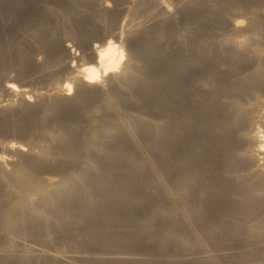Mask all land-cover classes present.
I'll return each mask as SVG.
<instances>
[{"label":"bare ground","instance_id":"obj_1","mask_svg":"<svg viewBox=\"0 0 264 264\" xmlns=\"http://www.w3.org/2000/svg\"><path fill=\"white\" fill-rule=\"evenodd\" d=\"M6 2L59 82L0 150V264H264V0Z\"/></svg>","mask_w":264,"mask_h":264},{"label":"rangeland","instance_id":"obj_2","mask_svg":"<svg viewBox=\"0 0 264 264\" xmlns=\"http://www.w3.org/2000/svg\"><path fill=\"white\" fill-rule=\"evenodd\" d=\"M6 1L7 0H2V1L0 0V101L3 102L6 105L9 103L11 106L8 104L9 107L7 108V110L6 109L5 110L4 109H0V142H2L0 144L2 145L1 148H3V149L5 148V152L2 149H0L2 151V152L1 151L0 152L3 155H5L6 153L9 152V151L6 152L8 150L7 147H5L7 144L9 145V144H12V143L15 142V144L17 143V144H23V145H26L27 146L28 143L31 140H35V141H37L39 143H42L41 138H38V137H40L39 130H41L44 127V124H41V126H40V121H38V120H40L39 119L40 116L38 117L37 115H39L41 112H42L41 115L43 114V111H44L43 110L44 109L43 105H45V103H46L45 100L47 99V94H48V91H49L48 89L50 88L51 85L54 84V82H56V83L59 82L58 78L56 79L57 81L56 80L55 81L54 80H51L52 82L49 81V77H47L46 74L44 73V71L42 70L43 67H41V65L38 63V56H39V53H40L39 52V50H40L39 47H40V43H41V38L46 37L51 32H47L46 31V33H47V35L45 34L46 36L43 33L41 34V32H40V34H38L39 31L37 32V30H36V28L34 26L25 25V24H23V22H19V21L17 22V17H16L17 16L16 15L17 14L16 13L17 7L16 8H13V9L11 8V10H10V8H6L5 9L6 3H7ZM107 1L110 3V8L112 9V7L114 6L113 3H111L112 0H107ZM192 1L193 0H190V3ZM190 3H188V4H190ZM178 6L180 8H182L181 7L182 5L179 4ZM10 11H12L13 13L10 12ZM179 12L181 13V10H179ZM179 16H182V14L179 15ZM22 24L24 26H28L30 28L24 27L25 29L23 28L24 29L23 30L22 29V26H23ZM18 25H20V26L17 28ZM33 30H35L37 33L35 31L33 32ZM60 31H62V32H60ZM63 32H64L63 30H56L53 33V34H55L54 36H56V34H57V36H59V35L62 36L63 35L61 37V39H59V41L61 40V44H63V41L64 40H65L64 41L65 43H67V42H70L71 44H75V43L77 44V43H79V40H76L77 38L74 39V37L72 38L70 36H67ZM64 37L66 39L68 37L69 38H72V39H70V40L67 39V42H66V39ZM57 38H60V37H57ZM20 39H22L21 40L22 42L20 41ZM39 39H40V41H39ZM38 41H39V43H38ZM119 41L122 42V43L124 42L123 40H119ZM120 42L118 44H120ZM37 43L39 44V46H38ZM123 44H125V43H123ZM35 46H37V47H35ZM24 51H25V53H24ZM29 51L32 52V53H30ZM21 52H23L24 54L21 53ZM26 52H28V53H26ZM19 53H20V55H19ZM26 56H27V58H26ZM37 69H38V71H37ZM39 73H40V75H39ZM26 76H27V78H26ZM44 76H46V78ZM32 77H33L34 80H32ZM9 81L12 82V83L14 82V84H16L17 86H19L20 88L21 87H27V88L30 87L31 89L30 88L29 89L31 90V94L33 95L34 102L28 104V106H27V104H25L26 106L25 105L22 106L21 104L17 103V99L15 97L9 96L10 93L6 91V86L5 85L7 83H9ZM35 94H36V96H35ZM36 98H38L37 101H36ZM41 99H42L43 102L40 101ZM10 100H11V102H9ZM41 103H43V104H41ZM13 107H14V109H13ZM31 110L32 111L34 110L35 111V114H33L34 111L32 112ZM30 111L32 112L33 117H34V115L36 116L34 118H36V120L38 119L37 121H35L34 119H30V118H32V116L29 115V114H31ZM24 116H27L26 117L27 119L26 118L22 119ZM145 116L148 117V115H145ZM19 117H20L22 123H21L20 119H18ZM8 119H9V121H8ZM17 119H18V121H17ZM25 119L26 120L30 119L31 122H36V123L35 124L30 123L29 120L26 121ZM38 140H41V142L38 141ZM2 154H0V155H2ZM6 155H8V156H6ZM6 155H5L6 157H9V153L6 154ZM7 166H8V162H7ZM186 239L184 240V242L186 241ZM188 241H191V242L194 241L195 242L194 245H196V243H200L201 244L200 246L199 245H196V248H193V243H189L188 242L189 244H191L190 247L192 246L193 249H195V250L197 249L196 251L193 250L194 252H197V251L200 250L198 247H200L201 250H203L202 248L205 249L204 246H206V248L207 247L209 248V247H211L213 245L212 243H215V242H213L214 240H212V239L211 240L210 239H207V240H202L201 242H199V241L196 242V239H193V237H191L190 240H188ZM184 242H181L180 241V244L182 245V243H183L185 245H182V246H186V244H188V243H184ZM202 242H205V244H203ZM209 243H211L212 245L209 244ZM220 243H223L222 245L225 244L224 246H227V247H231L234 244L233 242H232L233 244H230L231 243L230 241L229 242L228 241L226 242L224 240H221ZM227 243H229V244H227ZM189 244L187 245L188 247L186 246L187 247L186 250L191 251L190 248H189ZM228 245H231V246H228ZM186 250H185V252H186ZM183 251H184V249H183ZM183 251H182L181 254H179V257L180 256H182V257L180 259H179V257L176 258L175 260H177V262L176 261H174V262H176V263L179 262V264H182V263L185 264V263H189V262L191 263L194 257L192 255L191 256L188 255V257H186L187 255H183V254H187L189 251H187V253H185V252L183 253ZM230 251H229V249L227 251L224 250V252H230ZM197 254H198V252L196 253L195 256H197ZM96 260H100V259H96ZM186 260H188V261H186ZM106 261H108V260H106Z\"/></svg>","mask_w":264,"mask_h":264}]
</instances>
